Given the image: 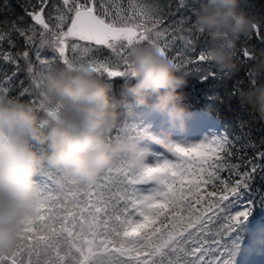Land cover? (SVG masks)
I'll use <instances>...</instances> for the list:
<instances>
[{"label": "snow or ice", "instance_id": "6c2138e0", "mask_svg": "<svg viewBox=\"0 0 264 264\" xmlns=\"http://www.w3.org/2000/svg\"><path fill=\"white\" fill-rule=\"evenodd\" d=\"M197 6L179 0L173 11L158 0H29L24 15L0 21V98L16 89L38 106L42 73L67 64L124 78L128 48L139 43L196 66L207 43L189 19ZM247 19L255 31L235 49L233 68H247L252 52L264 50V18ZM48 35L57 40L55 49L40 47ZM237 123L240 142L226 134L190 145L172 140L160 145L172 158L139 166L121 158L93 183L42 168L36 215L15 245L0 251V264H264V149L252 156L241 151L253 143L244 136L247 123Z\"/></svg>", "mask_w": 264, "mask_h": 264}, {"label": "clouds", "instance_id": "9594fccd", "mask_svg": "<svg viewBox=\"0 0 264 264\" xmlns=\"http://www.w3.org/2000/svg\"><path fill=\"white\" fill-rule=\"evenodd\" d=\"M196 4L191 23L207 39L196 66L178 64L152 43H139L128 48L129 72L119 97L113 95L110 79L67 64L42 73L36 83L38 106L16 97L0 98V251L11 249L36 215L42 168L60 169L93 183L121 158L139 166L149 152L146 141L168 144L185 124L186 109L178 90L205 75L218 82L232 79L235 49L249 36L250 22L240 11L241 0ZM39 44L51 50L57 40L48 35ZM248 73L251 83L238 91V99L264 121V50L252 52ZM210 95L225 102L222 91ZM141 109L159 116L167 128L154 131L136 124L133 117ZM117 129H123L121 134H114Z\"/></svg>", "mask_w": 264, "mask_h": 264}, {"label": "trees", "instance_id": "16d2710c", "mask_svg": "<svg viewBox=\"0 0 264 264\" xmlns=\"http://www.w3.org/2000/svg\"><path fill=\"white\" fill-rule=\"evenodd\" d=\"M31 2L35 3L36 0H31ZM158 2L164 5L171 4L172 10L175 11V6L179 0H158ZM188 2L196 3V0H188ZM28 4L29 0H0V21L4 20L5 17L16 19L18 16L24 15V7ZM241 8L247 14L246 18L253 19V22L264 18V0H241ZM176 18L179 19V12L176 13ZM25 19L27 20L28 18L25 17ZM189 19L190 21L194 19L193 14L190 15ZM249 30L253 33L255 31L251 28ZM198 39L203 41L205 36L201 35ZM253 39L255 40V36H253ZM197 48L199 50V44ZM233 72L232 79L226 82H218L212 78H208V81L204 82L192 78L189 80L187 86L178 91L183 96V105L186 111L205 109L212 112L216 118L226 125V128L229 130V137L234 138L237 142L244 139L237 122L239 120L245 121L249 128L245 131L244 136L247 137L248 141L253 143V146L251 148H242L241 151H246L249 156H252L255 152L264 149V121L256 117L254 112L247 106H242L238 99V91L240 89H247L251 83L248 75V65L247 68L244 65H236L233 68ZM124 79L118 77L110 81L113 86L112 92L114 96H120ZM212 85H218L215 91L223 92L225 96L224 103H220L210 95V86ZM8 95L9 97L17 98L18 92L16 89H11ZM18 98L21 100L28 99L26 96H19ZM258 211L259 209L257 208L254 213L257 215Z\"/></svg>", "mask_w": 264, "mask_h": 264}, {"label": "rangeland", "instance_id": "374dc122", "mask_svg": "<svg viewBox=\"0 0 264 264\" xmlns=\"http://www.w3.org/2000/svg\"><path fill=\"white\" fill-rule=\"evenodd\" d=\"M140 115V116H139ZM137 115V118L144 119V124L148 125L154 131H159L161 129H166V123L159 117L151 115L148 112L144 111ZM210 136H222L224 135L220 126L216 123H208L206 121L193 120L191 122L186 121L185 124L181 127L178 134L173 137V141L180 143L182 145H190L197 142L207 135ZM149 149L147 158L145 160L146 164L155 165L160 163L165 159L164 154L162 153V147L155 143L145 142ZM158 146V149L155 148ZM39 178V177H38Z\"/></svg>", "mask_w": 264, "mask_h": 264}, {"label": "bare ground", "instance_id": "6f19581e", "mask_svg": "<svg viewBox=\"0 0 264 264\" xmlns=\"http://www.w3.org/2000/svg\"><path fill=\"white\" fill-rule=\"evenodd\" d=\"M198 118L205 119L206 121L210 122L212 121L210 118H203L201 115H196Z\"/></svg>", "mask_w": 264, "mask_h": 264}]
</instances>
